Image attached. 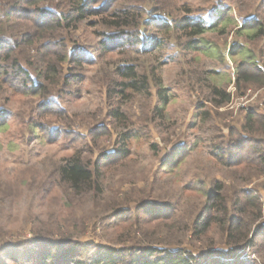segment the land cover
<instances>
[{
    "label": "rangeland",
    "instance_id": "1",
    "mask_svg": "<svg viewBox=\"0 0 264 264\" xmlns=\"http://www.w3.org/2000/svg\"><path fill=\"white\" fill-rule=\"evenodd\" d=\"M30 2L0 0V32L12 36L0 40V62L8 71L0 75V264H127L136 253L130 245L182 247L197 256L211 247L226 250L230 237L221 224L201 236L204 219L203 226L195 224L206 191L218 183L229 191L236 219H247L233 235L251 229L254 244L243 252L244 264H264V217L256 219L257 208L239 193L264 194L262 166L215 155L217 143L233 147L235 130L246 126L255 141L251 150L263 153L264 85L239 88L236 67L244 58L238 45L264 59V38L254 37L264 22V0H112L157 16H149L151 25L143 20L158 43L147 47L133 43V36L108 39L104 32L113 29L99 17L44 34L48 20L35 22L34 9L47 4L67 13L70 0ZM163 18L215 26L201 36L206 46L191 49L186 32L158 27ZM60 39L65 53H75L64 62L55 51ZM7 43L32 86L48 89L46 97L30 84L23 88ZM125 65L146 75L148 86L124 88L126 79L115 71ZM215 87L230 94L227 103H215ZM251 110L253 123L247 121ZM74 154L93 168L99 164L94 188L77 192L62 183L59 168ZM241 206L251 214L238 213Z\"/></svg>",
    "mask_w": 264,
    "mask_h": 264
},
{
    "label": "trees",
    "instance_id": "2",
    "mask_svg": "<svg viewBox=\"0 0 264 264\" xmlns=\"http://www.w3.org/2000/svg\"><path fill=\"white\" fill-rule=\"evenodd\" d=\"M17 3L20 0H16ZM31 4H36L44 1V0H30ZM112 0H70V11L64 13L63 11L55 9H50L45 6L36 7L34 10H37L38 15L35 17V22L40 23L42 20H48V23L42 25V29H45V33L47 32H54L55 29H70L75 28L77 23L85 18L89 17H99L100 24L107 27L108 31L113 29L111 32H104V35L109 39L112 38H129L133 36V43L137 42H144L141 45H152L157 46V37L154 36L149 30L146 32V28L144 26V21L146 20L149 25L148 18L149 16L153 19H156L157 16L155 14L149 15L150 10L147 7H143V9H132V7H125L124 5L119 4H111ZM10 10H12L13 6ZM19 9V8H18ZM21 11V15H25V11L19 9ZM18 13V12H17ZM147 15V16H146ZM40 16V17H38ZM47 16V17H46ZM162 18V16H160ZM2 20V18H0ZM164 21L158 23L159 26H163L165 31H172L175 32L177 30H181L186 32L188 36L193 39H190L187 43L188 47L191 49L199 48L200 46H206L208 42L203 40L201 36L210 28H213L215 24L208 25L204 20H195V21H188V23L181 25L179 23H175L171 21V19L163 18ZM75 24V25H74ZM3 26L0 25V29ZM41 27V25L39 26ZM144 27V28H142ZM182 27V28H181ZM53 28V29H50ZM43 29V30H44ZM1 31V30H0ZM107 31V30H106ZM1 33V32H0ZM10 33H1L0 40L2 41L5 38L12 37L9 35ZM255 38H264V22L259 23L258 27L256 28ZM140 38V39H139ZM9 40V39H8ZM125 40V39H124ZM60 43V48L55 50L56 52L63 53L61 57V62L68 60L71 55H75L73 50H69V54L64 52L63 47L66 46L64 44L65 41ZM199 41V42H198ZM200 43V44H199ZM8 44V45H7ZM5 44V47L8 46L6 51L7 59L12 58V68L15 69L14 73L16 75H22V84L23 88L30 84V90L33 92H39L43 97H46L48 94L47 88L39 87V84H35L32 86V83L35 81L31 78L30 73L26 70V68L21 64V61L18 56H15L12 50V47L9 43ZM127 44H131L130 42ZM121 46V45H120ZM236 46V45H235ZM239 49L238 52H241L244 55L242 61L237 64L236 67V82L239 88L248 87L254 84L264 85V59L262 62L258 60L257 54L255 50L245 48L244 46L238 45ZM2 47V46H1ZM5 47H2L3 50ZM145 47V48H146ZM12 50V51H11ZM60 50V51H59ZM15 56L14 58L11 54ZM1 56V55H0ZM5 60V56L3 57ZM75 61H79V59H75ZM118 76L126 79V81L120 82L124 88L134 89V90H142L143 88L147 87L149 84V78L146 75H138L134 65H125V66H118L116 71ZM8 71L3 63L0 62V75L7 74ZM112 83L118 82L117 79H112ZM36 83V82H35ZM39 87V88H38ZM123 88V89H124ZM212 96H214V101L216 104H224L230 100V94L225 89H219L217 87L210 90ZM216 98H219L216 100ZM47 99V98H46ZM160 99L163 101L166 99L165 95L160 94ZM255 110H251L248 113L247 121L253 123V118L255 117ZM4 112V111H2ZM252 130L254 131V127ZM246 130H248L246 126ZM244 128V131H246ZM259 132L264 133V131L258 129ZM244 131H236L235 130V139H231L229 143L225 144V140L217 143L215 145L217 153L215 155L219 158V160L224 161L225 156L228 158L229 162H236V163H246V165L256 164L261 165L264 173V149L260 147L254 148L251 150V145L255 144V141L250 138V134ZM130 134V133H129ZM132 135H137L134 133ZM241 135V136H240ZM130 135L125 134V137L128 138ZM239 136V137H237ZM242 138V139H241ZM264 146V145H263ZM214 153V151H213ZM240 157L239 162L234 157ZM66 162L59 168V173L62 178V183H64L69 189H73L77 192L84 190V188L92 189L95 187V183L98 182V176L94 177L95 170L99 168L98 163L95 167H91L90 165L84 163L83 157L80 154H74L71 157L65 159ZM228 163V162H227ZM231 164V163H228ZM261 169V170H262ZM245 191L239 190V193L244 196L246 199V203L252 207H256L258 210V218H263V209H264V194L256 195L255 191L246 190ZM207 196V203L204 205L202 216L200 214L196 218L197 221L195 224L198 227L203 226L202 219H204V226L203 229L200 231L199 236L205 234L203 232L207 231L212 224L219 225L221 224L224 230H228V237L229 240L227 242L228 247L226 250L223 249H213L212 247L208 250H203L202 253L197 256L191 250L177 247V249L173 250L170 247L167 248H160L158 246H136L130 245L131 252L136 251L133 253L132 257L129 256L130 260H127V264H244V255L243 252L247 248V245L254 244V239L249 240L251 229L249 228L245 233L233 235L234 232L241 231L246 227L244 223H246L247 219H244L240 216L236 219V215H233L228 199L230 197L229 191H227L222 184H216L214 190L206 191ZM252 201V202H251ZM256 204L258 206H256ZM247 204H245L246 207ZM245 207H240L238 213L244 215L251 214L250 212L245 211ZM233 213V214H232ZM222 214V215H220ZM247 217V216H246ZM199 218V219H198ZM206 223V224H205ZM253 224V223H252ZM249 240L247 242H243ZM200 258L203 261H200ZM77 264V263H72ZM91 264H102L100 260H95ZM107 264V263H104ZM119 264V263H117Z\"/></svg>",
    "mask_w": 264,
    "mask_h": 264
},
{
    "label": "built area",
    "instance_id": "3",
    "mask_svg": "<svg viewBox=\"0 0 264 264\" xmlns=\"http://www.w3.org/2000/svg\"><path fill=\"white\" fill-rule=\"evenodd\" d=\"M246 104H247V103H246L245 101H244V102H242V107H244V108L246 107V108H247V107H248V105H246Z\"/></svg>",
    "mask_w": 264,
    "mask_h": 264
}]
</instances>
